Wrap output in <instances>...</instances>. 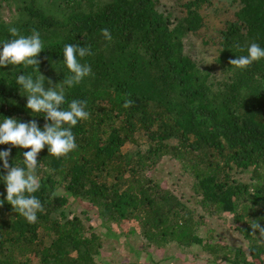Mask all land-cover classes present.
Segmentation results:
<instances>
[{
	"label": "trees",
	"instance_id": "trees-1",
	"mask_svg": "<svg viewBox=\"0 0 264 264\" xmlns=\"http://www.w3.org/2000/svg\"><path fill=\"white\" fill-rule=\"evenodd\" d=\"M227 3L180 0L162 12L158 0H0V41L16 38L11 28L40 32L39 71L52 81L45 90L69 75L64 45L92 52L81 60L92 75L65 89L69 102H86L90 113L73 128L77 149L56 158L45 147L37 157L35 195L44 210L36 223L12 210L0 182V264H107L100 259L102 236L67 214L72 200L87 203L116 238L130 236L133 225L149 248L197 249L211 264H264V235L251 227L264 226V60L245 70L230 63L251 43L264 47V0ZM211 6L213 26L205 15ZM192 37L216 48L217 75L188 53ZM17 67L0 68V116L43 128V116L31 115L15 84L32 69ZM129 144L139 149L125 154ZM8 148L9 164L22 166L30 149L0 145ZM165 159L189 180L201 212L178 186L156 176ZM244 173L249 177L242 180ZM224 215L232 216L247 248L199 234L207 216Z\"/></svg>",
	"mask_w": 264,
	"mask_h": 264
},
{
	"label": "clouds",
	"instance_id": "clouds-1",
	"mask_svg": "<svg viewBox=\"0 0 264 264\" xmlns=\"http://www.w3.org/2000/svg\"><path fill=\"white\" fill-rule=\"evenodd\" d=\"M9 31L16 38L0 41V68L13 65L22 70L32 69L27 74L21 71L22 74L15 78V84L20 94L26 96V108L31 115L43 116L45 124L41 128L35 120L22 122L16 118L0 116V145L10 144L12 147L30 149L23 152L22 166L9 164L11 148L0 149V182L6 185L5 199L12 210L33 224L37 222L38 213L44 210L35 195L41 188L37 174L39 153L47 147L49 155L61 158L76 150L78 145L73 128L90 117L86 102L76 99L69 102L65 89L72 88L92 75L91 66L81 63L92 52L90 47L80 44L64 45L63 63L69 75L55 87L45 90V83L51 84L52 81H46L39 71L38 56L45 49L40 32L33 30L30 35H20L16 28ZM100 32L106 41L112 40L109 29L103 28ZM236 57L230 61L231 65L245 70L254 62L264 60V47L251 43L246 55ZM131 104V100H125L124 107ZM4 202L0 200V206ZM251 227L264 235V226L259 222L254 221Z\"/></svg>",
	"mask_w": 264,
	"mask_h": 264
},
{
	"label": "rangeland",
	"instance_id": "rangeland-1",
	"mask_svg": "<svg viewBox=\"0 0 264 264\" xmlns=\"http://www.w3.org/2000/svg\"><path fill=\"white\" fill-rule=\"evenodd\" d=\"M160 3L159 9L167 12L176 7L180 0H158ZM187 1V0H185ZM213 6H227V0H211ZM227 8V7H224ZM229 8V7H228ZM231 8V7H230ZM214 7L206 8L205 15L207 22L210 26L215 25L218 20L211 16ZM206 38L212 35L213 31L210 29L205 30ZM187 45L188 53L197 61L201 70L212 69V73L217 75L219 68H216L215 59L217 57L216 48L212 45H205L203 39L192 37ZM134 145H127L124 148L125 154H131L137 151ZM178 165L174 161L165 159L156 171V176L170 187L178 186L180 193L187 195L188 205L201 212L200 207L197 205V200L194 199L192 187L189 180L180 175ZM242 180L249 177V174H243L239 176ZM85 202H77L72 200L71 207L67 210L69 216H79L85 220V224L89 227H93L94 230L100 234L103 238L104 247L100 259L107 264H129V263H141V264H211L210 258L206 253L197 249H183L172 247L169 250H158L157 248L147 247V242L142 236H139V231L136 226L132 225L130 236L115 237L113 233L106 231L102 228L98 215L94 213L92 208L86 206ZM90 217V220H87ZM232 216L224 215L219 216H207V224L202 227L199 234L204 238L213 236L217 243L229 244L234 247L247 248V243L240 236L239 233L233 228Z\"/></svg>",
	"mask_w": 264,
	"mask_h": 264
}]
</instances>
